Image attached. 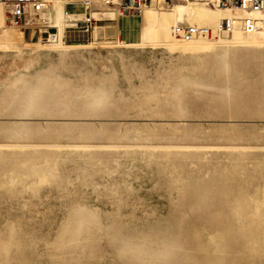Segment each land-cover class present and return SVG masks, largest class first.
<instances>
[{
	"label": "rangeland",
	"instance_id": "rangeland-1",
	"mask_svg": "<svg viewBox=\"0 0 264 264\" xmlns=\"http://www.w3.org/2000/svg\"><path fill=\"white\" fill-rule=\"evenodd\" d=\"M120 16L0 38V264H264V48H127Z\"/></svg>",
	"mask_w": 264,
	"mask_h": 264
},
{
	"label": "bare ground",
	"instance_id": "bare-ground-1",
	"mask_svg": "<svg viewBox=\"0 0 264 264\" xmlns=\"http://www.w3.org/2000/svg\"><path fill=\"white\" fill-rule=\"evenodd\" d=\"M47 1L52 2V8L48 11H52L55 6L56 24L53 25L59 30L57 38L56 36H51V44L48 43L49 41L45 43V41H42L43 39L35 42H26L24 41L25 32L22 27L18 30L17 28L13 29L11 27L12 29H10L7 26L0 25V38L4 41L5 47L12 49L26 48L30 52H42L44 48H49L50 51L58 54L67 53L66 48L69 43L65 41L66 27L73 23L76 18L71 16V12L67 8L66 11L63 10V5L67 7V4H69L67 1ZM90 1L94 3L96 8L103 7L102 0ZM155 2H160V0H152V3L144 8L143 13L150 9ZM44 12L42 11L39 15L41 14V17H45L46 13ZM143 13L140 16L124 14L122 17L120 16L121 18L118 17L119 29L124 33V39L122 40L121 38L119 46L127 48L146 47L148 44L154 43L155 45L158 42L171 48L212 50L217 52V54H228L232 50L240 48H264V29L246 32L243 28V19L246 16L264 17L263 12H247L240 8L212 6L201 2L189 1L176 2L169 13L161 12L156 17L145 16ZM99 14L107 15L108 18H115L113 12L94 11V16ZM0 16L7 18V8L3 3H0ZM36 16L38 14L32 11L27 23L23 26L27 27L36 24L37 19H41ZM48 19L52 22L50 18ZM225 19L230 22L229 31L223 25ZM186 25L208 28L218 38L210 39L205 36H195L191 39H185L175 34L177 27Z\"/></svg>",
	"mask_w": 264,
	"mask_h": 264
},
{
	"label": "built area",
	"instance_id": "built-area-1",
	"mask_svg": "<svg viewBox=\"0 0 264 264\" xmlns=\"http://www.w3.org/2000/svg\"><path fill=\"white\" fill-rule=\"evenodd\" d=\"M70 4L80 3L83 8V14L81 18H76L73 23L66 27V32L74 33L75 35H81L89 38L97 27V22L101 19L95 18L94 11L112 10L113 13L124 15L141 14L144 8L152 3V0H102L103 7L96 8L94 3L90 0H65ZM170 6L176 2H201L209 5H218L220 7L240 8L247 12H263L264 13V0H165ZM7 8V19L9 22L19 25L25 30L23 25L27 23V19L30 17L31 12L34 11L37 14L52 6V2L47 0H0ZM115 19V18H114ZM224 27L229 31L230 22L228 19L223 21ZM53 32L44 31L39 39L51 40V36H58L59 30L56 26ZM243 28L246 32H252L260 29H264V17L246 16L243 19ZM77 32L79 34H77ZM175 34L185 39H191L195 36H212V31L208 28L197 26H179L175 29ZM65 33V40L67 38Z\"/></svg>",
	"mask_w": 264,
	"mask_h": 264
},
{
	"label": "crops",
	"instance_id": "crops-1",
	"mask_svg": "<svg viewBox=\"0 0 264 264\" xmlns=\"http://www.w3.org/2000/svg\"><path fill=\"white\" fill-rule=\"evenodd\" d=\"M1 18V16H0ZM29 28L33 29V34H36L38 35L37 39H39L41 37V35L43 34L44 31H50L51 32V29L54 30L55 28L54 27H50V28H42V27H32V26H27L24 30V32L26 33V35L28 34V30ZM66 34L71 37V36H76L74 33H67ZM32 41L36 40V39H30Z\"/></svg>",
	"mask_w": 264,
	"mask_h": 264
}]
</instances>
